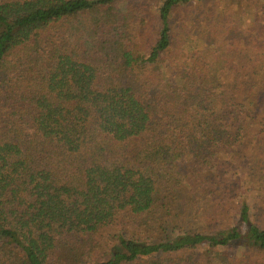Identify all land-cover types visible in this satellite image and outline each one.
Wrapping results in <instances>:
<instances>
[{
    "label": "trees",
    "instance_id": "trees-1",
    "mask_svg": "<svg viewBox=\"0 0 264 264\" xmlns=\"http://www.w3.org/2000/svg\"><path fill=\"white\" fill-rule=\"evenodd\" d=\"M194 7L190 52L175 22ZM252 154L261 167L264 0H0V264H264L232 176L212 196L236 201L233 226L177 221L187 163L222 185Z\"/></svg>",
    "mask_w": 264,
    "mask_h": 264
},
{
    "label": "rangeland",
    "instance_id": "rangeland-1",
    "mask_svg": "<svg viewBox=\"0 0 264 264\" xmlns=\"http://www.w3.org/2000/svg\"><path fill=\"white\" fill-rule=\"evenodd\" d=\"M131 4L133 5L135 3ZM253 5L256 6L255 4ZM202 11H199L198 7L183 10L179 22H175L178 29L185 32L186 39L183 42L185 43L186 51L193 52L197 47L203 48L206 45L202 38L201 30L198 27H206V24L200 19ZM179 52L186 54L183 48ZM170 74L171 80L178 83L181 81V75L178 70ZM250 156L251 158L233 156L227 159V165L222 167L221 172V178L224 177L223 180L225 182L222 185H215V182L212 181L207 184L202 183L199 178L194 177L188 171L190 164L187 163L189 169L186 168L183 172L185 174V181L178 188V193L182 198V213L184 214L183 220H177L180 231H186L191 227L196 228V226L206 225L211 221H216L219 226H221L222 222L228 225H234L235 213L229 217L230 219H226L225 217L227 215L224 213V209L229 204L233 208L234 206L236 207V201L234 199L222 201L218 197L212 196V193L221 194V190H224L223 194L225 190H233L231 189L229 181L231 176L234 184L240 190H243L242 196L247 197L255 218L264 222V164L258 167L255 161V154ZM258 188L261 189L257 190ZM162 219L170 223V217L167 215H163ZM169 225L172 227V224Z\"/></svg>",
    "mask_w": 264,
    "mask_h": 264
}]
</instances>
